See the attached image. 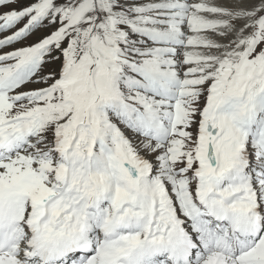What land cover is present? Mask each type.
I'll use <instances>...</instances> for the list:
<instances>
[{"label":"snow or ice","instance_id":"snow-or-ice-1","mask_svg":"<svg viewBox=\"0 0 264 264\" xmlns=\"http://www.w3.org/2000/svg\"><path fill=\"white\" fill-rule=\"evenodd\" d=\"M0 264H264V0H0Z\"/></svg>","mask_w":264,"mask_h":264}]
</instances>
